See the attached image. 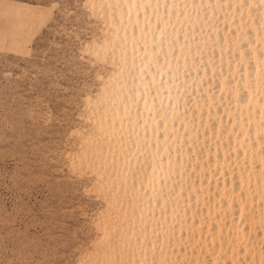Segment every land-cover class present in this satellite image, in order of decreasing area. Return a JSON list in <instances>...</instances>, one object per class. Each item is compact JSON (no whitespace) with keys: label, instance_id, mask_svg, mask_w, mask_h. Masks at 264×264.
Wrapping results in <instances>:
<instances>
[{"label":"snow or ice","instance_id":"obj_1","mask_svg":"<svg viewBox=\"0 0 264 264\" xmlns=\"http://www.w3.org/2000/svg\"><path fill=\"white\" fill-rule=\"evenodd\" d=\"M43 185L83 198L55 246ZM0 264H264V0H0Z\"/></svg>","mask_w":264,"mask_h":264},{"label":"rangeland","instance_id":"obj_2","mask_svg":"<svg viewBox=\"0 0 264 264\" xmlns=\"http://www.w3.org/2000/svg\"><path fill=\"white\" fill-rule=\"evenodd\" d=\"M15 3L17 0H9ZM59 39V37H56ZM79 55V53H78ZM85 71L91 68V64L87 59L80 62ZM51 102H44V107L50 110L53 115L55 113H62L65 108L68 112H72L73 105H67L63 101V97H57L55 93L50 98ZM64 128L57 123L56 119L47 122H37L28 133V141H26L27 150L31 153L33 149L37 154V160L42 157L47 158V167L37 163L36 168L38 171L43 172L47 177H50L52 185L62 186V177L66 175L67 169L60 170L59 163L60 156L59 150L65 146ZM82 191V190H81ZM32 201L35 205L39 206L42 202L47 203L51 214L44 220V237L45 242H50L53 246L62 242L63 238L69 233L76 232L84 224V218L79 213L80 203L83 198L67 188L64 192L59 189L50 190L48 185L37 187L32 193ZM71 254L72 250H66ZM64 255V252L61 253Z\"/></svg>","mask_w":264,"mask_h":264}]
</instances>
